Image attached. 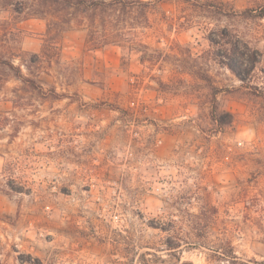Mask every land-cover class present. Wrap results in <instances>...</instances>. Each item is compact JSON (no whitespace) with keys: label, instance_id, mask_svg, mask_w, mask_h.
<instances>
[{"label":"rangeland","instance_id":"rangeland-1","mask_svg":"<svg viewBox=\"0 0 264 264\" xmlns=\"http://www.w3.org/2000/svg\"><path fill=\"white\" fill-rule=\"evenodd\" d=\"M141 1L131 51L0 0L7 55L44 54L0 87V264H264V0Z\"/></svg>","mask_w":264,"mask_h":264},{"label":"trees","instance_id":"trees-1","mask_svg":"<svg viewBox=\"0 0 264 264\" xmlns=\"http://www.w3.org/2000/svg\"><path fill=\"white\" fill-rule=\"evenodd\" d=\"M149 5L150 2L141 0H3L5 11L25 15L27 18L45 19L47 33L51 39L59 38L69 28L79 27L87 31V43L92 48L97 49L110 44H118L126 46L131 51L136 49L135 45L137 44L132 36L133 31L136 26L143 23L134 19L133 14L140 11L145 16ZM254 10L257 8L247 9L244 14L250 13V16L257 18L264 17V7L259 9V13L256 14L253 13ZM8 48L4 41L0 42V87H3L11 77L21 83L12 90L13 92L41 89L42 85L32 75V66L39 64L43 60L44 54L35 53L28 57L22 51H12L9 53L10 55H7ZM233 51L236 56L229 66L236 75L242 78L244 63L249 61L255 64L258 59L254 54L249 55L245 49L242 50L239 45L235 46ZM15 58L21 59L28 73H24L20 65L14 64ZM217 93L218 91L213 92L214 107L211 115L213 120L222 127L231 120L224 119V116L228 115L227 113L221 115L218 113ZM11 101L18 106L23 104L20 95L18 98L13 97ZM9 120V116L0 114V132L7 127ZM18 132L19 130L16 128L10 135L11 139L16 137ZM168 246L169 249H177L180 245L169 243ZM219 248L220 258L223 260L228 258L231 261L230 257L235 254L232 243L222 239Z\"/></svg>","mask_w":264,"mask_h":264}]
</instances>
